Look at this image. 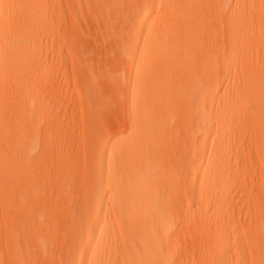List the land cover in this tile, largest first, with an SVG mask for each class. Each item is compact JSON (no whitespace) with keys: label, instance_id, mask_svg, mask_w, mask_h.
<instances>
[{"label":"bare ground","instance_id":"1","mask_svg":"<svg viewBox=\"0 0 264 264\" xmlns=\"http://www.w3.org/2000/svg\"><path fill=\"white\" fill-rule=\"evenodd\" d=\"M95 1L100 4V11L113 9V15L116 13L114 17H117L115 20L119 22L118 25L121 24L117 54L128 60L130 72L125 76V85L130 115L122 118L126 126L124 130L113 132L104 143L99 144L96 140V148L102 153L101 166L95 178L97 186L88 198L79 204L76 202L79 208L77 214L64 211L70 241L76 243L77 239L80 245L81 264H186L184 260L173 257L172 245L166 233L163 235L169 226L164 228L163 225L169 222L172 212L183 213L184 225L185 219L188 221L191 218V213L194 217L208 218L211 213L219 211L215 204L225 198L222 196L218 201L214 198L227 186L226 181L219 180L216 168L208 173L212 162L218 160L219 153L218 146L210 153L206 147L211 135L207 122L213 114L211 105L218 75L214 69L205 67L204 59L195 60L194 53H200L207 41L216 39V33L208 32L209 28L223 21L224 17L229 21L238 20V16L245 17L249 10L254 9L256 0ZM8 2L23 5L22 0ZM42 2L35 0V6ZM35 6H32V11H35ZM160 7L161 11L158 12ZM0 15H4L2 9ZM110 15L105 16L108 18ZM1 16L0 63H6L29 38L26 34L28 25L25 24L29 20L13 16L2 19ZM53 27L44 24L37 26L36 31L53 35ZM62 34L58 32L56 36ZM177 73L178 76H175ZM91 82L93 84V80ZM14 90V102L27 107H20L14 102L13 106L19 105L18 109L23 108L24 112L28 106L31 109L32 106L42 107L50 102L53 105L55 102V106L61 104L37 96L28 82H19ZM216 104L219 116H223V106L219 101ZM151 105L154 107L153 113L147 111ZM173 108L180 111L176 113V128L180 136L175 139V144L186 155L183 167L178 171L175 162L167 160L168 164L164 167L165 159L159 158L160 154L164 155L172 148V131L167 130L171 126L164 125L162 117ZM22 110L20 114L18 110L14 111V115H9L12 119L16 114L22 116ZM9 119L12 120L10 116ZM14 119L11 124V121L7 123V119L0 123L1 195L6 197L16 193L14 199L17 206L7 215L10 222L15 217L23 216L37 220L41 226L40 218L49 215L50 203L53 204L49 188L52 187L58 195L62 192V182L57 178L60 173L53 180L46 181L41 171L42 164L48 158L58 159L62 155L61 149L55 137L54 140L48 136L49 141L41 147L33 144V125L28 126L22 120L31 129L25 136L24 133L30 129L23 132L26 126L15 124ZM52 121H58V117L55 116ZM52 121L46 123L43 131L49 130ZM214 131L219 132L220 127L217 126ZM8 138L11 140L8 141ZM191 148L197 150L198 156H190ZM158 165H163L164 170H158ZM257 187L256 197L252 201L255 213L253 225L246 231L244 228L245 233L242 230V238L237 232L229 230L232 240L235 243L243 242L246 251L228 249V239L218 233L213 239L214 254L209 255L205 248L199 250L198 257L204 260L203 264H264V184L257 183ZM194 197L198 212H192L188 206ZM211 202L214 203L208 210L206 206ZM226 212L221 213L227 215ZM79 216L84 220L81 226L85 225L80 233H76L80 226L77 227ZM208 224L210 229H216L218 225ZM7 230L8 247L14 258L11 264H55V252L44 246L43 238L36 237L28 244L23 237V249V243L17 244L19 239L13 224Z\"/></svg>","mask_w":264,"mask_h":264},{"label":"rangeland","instance_id":"2","mask_svg":"<svg viewBox=\"0 0 264 264\" xmlns=\"http://www.w3.org/2000/svg\"><path fill=\"white\" fill-rule=\"evenodd\" d=\"M22 1L23 5H19L0 0V9L4 12V15H0L2 19L13 16L29 20L25 23L29 38L20 45L22 49L13 53L8 62L0 63V123L6 117L8 120V116L12 119L14 111L19 110L20 114V110L27 107L14 102V87L19 82L32 85L37 96L61 103L55 106V102L54 105L50 102L42 107L32 106L31 109L28 106L26 112L22 110L26 117L15 112L13 119L15 124L33 125V144L38 147L49 141L48 136L56 138L54 140L62 155L58 159H46L41 171L46 181L53 180L60 173L57 178L62 182V192L58 195L52 187L49 188L53 204L50 203L49 215L40 218L44 223L41 222L39 226L37 220L23 216L15 217L10 222L7 215L17 206L14 199L16 193L2 197L0 191V264H11L14 259L6 234L11 224L18 236V245L23 243V237L28 244L36 237L43 238L44 246L55 252V264H81L80 245L77 239L76 243L70 241L64 211L77 214L79 208L76 202L79 204L88 198L97 186L95 178L101 166L102 153L96 148V140L99 144L104 143L113 132L124 130L126 126L122 118L130 115L125 85V76L130 72L128 60L117 54L121 24L118 25L119 22L115 20L117 17H114L116 13L113 15V9L109 10L111 13L106 9L100 11V4L95 0H43L37 6L35 0ZM32 6L36 7L35 11H32ZM157 11L160 12L161 7ZM249 11L245 17L238 16V20L229 21L224 17L223 21L214 24L208 32H215L216 39L207 41L200 53H194L195 60L204 59L205 67L214 69L218 75L211 105L213 114L207 122L211 135L206 147L210 153L218 146L219 153L218 160L212 162L208 173L216 168L219 180L226 181L227 186L214 198L215 201L222 196L225 198L215 204L219 211L211 213L208 218L194 217L191 213V218L188 221L185 219L184 225L183 213L172 212L169 222L163 225L164 228L169 226L163 235L166 233L172 245L173 257L184 260L186 264H203L204 260L198 257L202 248L209 255L214 254L213 239L218 233L228 239V249L246 251L243 242L235 243L232 240L229 230L237 232L242 238L243 229L246 231L253 225L255 213L252 201L257 194V183L264 184V0H256L254 9ZM106 14L111 15L107 18ZM44 24L53 25L55 33H38L37 26ZM56 29L63 34L57 37ZM216 101L223 106V116H219ZM13 102L23 108L18 109L19 105L13 106ZM147 111L153 113L154 107L149 106ZM167 112L162 120L164 125L171 126L167 130L172 131L171 142L174 145L159 158L165 159L164 167L169 161L175 162L178 171L186 157L185 151L175 144V139L180 136L176 128V113L180 111L173 108ZM16 116H19L18 119ZM55 116L58 121H52ZM13 119L7 123L11 121V124ZM49 121H52L51 126L45 132L43 128ZM28 126H23L25 130L22 131L30 129ZM217 126L220 131L215 133ZM30 131L24 135L27 136ZM189 154L198 156L193 148ZM157 168L164 170L163 165ZM196 200L194 197L188 202L192 212H198ZM224 210L227 215L221 213ZM78 218L77 227L80 226L76 233H80L85 225L81 226L83 217ZM209 222L218 224L216 229H210Z\"/></svg>","mask_w":264,"mask_h":264}]
</instances>
